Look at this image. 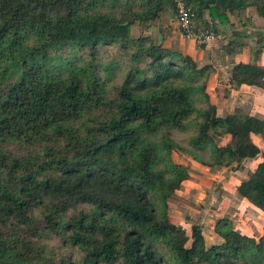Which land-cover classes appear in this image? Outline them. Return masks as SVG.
Instances as JSON below:
<instances>
[{
    "label": "trees",
    "instance_id": "16d2710c",
    "mask_svg": "<svg viewBox=\"0 0 264 264\" xmlns=\"http://www.w3.org/2000/svg\"><path fill=\"white\" fill-rule=\"evenodd\" d=\"M185 2L206 31L264 19V0ZM168 14L175 0H0V264H264V234L228 217L211 247L170 221L191 179L173 155L243 170L264 121L218 117L212 66L134 37ZM232 82L264 89V67L238 64ZM238 191L264 214V161Z\"/></svg>",
    "mask_w": 264,
    "mask_h": 264
},
{
    "label": "crops",
    "instance_id": "0c3cea01",
    "mask_svg": "<svg viewBox=\"0 0 264 264\" xmlns=\"http://www.w3.org/2000/svg\"><path fill=\"white\" fill-rule=\"evenodd\" d=\"M210 23L206 16L196 25L199 29H206ZM214 24V32L219 37L207 44L184 39L174 14H168L146 26L144 34L162 41L166 49L191 56L199 67H213L209 94L217 108L218 117L225 118L240 109L264 121V89L248 85L237 87L232 82L233 69L238 64L264 67V19L255 8H251L245 13L231 15L228 24L223 25L219 21ZM226 140L229 141V138ZM253 141L261 149V155L243 162L244 169L237 172L210 169L190 156L173 155L176 163L190 170L191 179L170 199V221L177 226L186 223L189 236L193 226H201L207 247L222 243L214 229L216 223L226 217L244 235L260 237L264 234L263 212L241 197L238 191L248 174L264 161V141L256 135ZM215 186H221L216 200V194L212 193ZM231 206L232 209L227 210Z\"/></svg>",
    "mask_w": 264,
    "mask_h": 264
},
{
    "label": "built area",
    "instance_id": "2783aa9c",
    "mask_svg": "<svg viewBox=\"0 0 264 264\" xmlns=\"http://www.w3.org/2000/svg\"><path fill=\"white\" fill-rule=\"evenodd\" d=\"M175 2L176 20L184 39L198 44H207L218 39L216 32L197 28V15L185 0H175Z\"/></svg>",
    "mask_w": 264,
    "mask_h": 264
},
{
    "label": "rangeland",
    "instance_id": "374dc122",
    "mask_svg": "<svg viewBox=\"0 0 264 264\" xmlns=\"http://www.w3.org/2000/svg\"><path fill=\"white\" fill-rule=\"evenodd\" d=\"M175 15V17H176V14H174ZM146 28H141V27H135L134 28V32H135V34H134V37L135 36H138L139 34H141V33H144V30H145ZM220 189H221V186H215V188H214V190H213V194H216V196L214 197L215 198V200H216V197H217V195H219V191H220ZM232 209V206L228 209V207H227V210H231ZM186 224V223H185ZM191 234V233H190ZM191 236V235H190ZM257 238L259 237V235H257L256 236ZM207 238L209 239V240H211L208 236H207ZM188 246L190 247L191 246V242L188 244Z\"/></svg>",
    "mask_w": 264,
    "mask_h": 264
}]
</instances>
